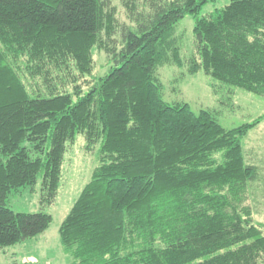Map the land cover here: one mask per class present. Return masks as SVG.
<instances>
[{
	"label": "trees",
	"instance_id": "obj_1",
	"mask_svg": "<svg viewBox=\"0 0 264 264\" xmlns=\"http://www.w3.org/2000/svg\"><path fill=\"white\" fill-rule=\"evenodd\" d=\"M0 0V247L43 233L45 211L10 193L58 195L67 145L83 134L98 163L59 227L70 264H264L243 138L209 109L169 102L157 70L187 64L264 96V0ZM194 17L184 59L176 27ZM95 48L109 67L94 75Z\"/></svg>",
	"mask_w": 264,
	"mask_h": 264
},
{
	"label": "rangeland",
	"instance_id": "obj_2",
	"mask_svg": "<svg viewBox=\"0 0 264 264\" xmlns=\"http://www.w3.org/2000/svg\"><path fill=\"white\" fill-rule=\"evenodd\" d=\"M227 0L207 3L202 14L213 11ZM120 22H129L125 8L119 0H114ZM194 17L186 15L179 20L176 35L179 37L181 54L184 59L193 52ZM94 75L104 74L109 63L106 53L95 48ZM157 75L163 84L164 99L169 102L186 101L195 112L209 109L215 113L220 123L226 128L252 122L264 114V96H259L239 87H230L214 80L202 71L195 74L188 72L187 64L178 67L172 64L160 66ZM99 144L91 150L86 148L83 134H78L73 142L68 143L63 163V174L58 195L53 203H40V183L35 190L23 187L9 194L6 205L15 211L35 212L45 210L53 219L49 227L34 238L13 245L0 247V264H70L68 255L59 238V227L82 188L91 178L98 163ZM243 153L249 164L258 168V178L250 184L253 216L257 223L264 226V118L243 138ZM264 228V227H263Z\"/></svg>",
	"mask_w": 264,
	"mask_h": 264
}]
</instances>
